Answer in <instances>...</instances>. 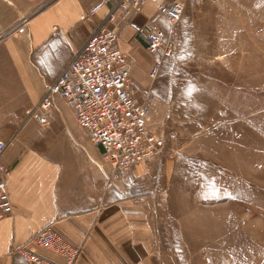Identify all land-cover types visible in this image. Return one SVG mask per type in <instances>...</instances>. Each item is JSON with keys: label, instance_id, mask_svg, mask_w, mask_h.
<instances>
[{"label": "rangeland", "instance_id": "374dc122", "mask_svg": "<svg viewBox=\"0 0 264 264\" xmlns=\"http://www.w3.org/2000/svg\"><path fill=\"white\" fill-rule=\"evenodd\" d=\"M160 18L175 52L152 84V123L168 150L126 193L157 195L168 264H264V0H187L174 26Z\"/></svg>", "mask_w": 264, "mask_h": 264}, {"label": "crops", "instance_id": "0c3cea01", "mask_svg": "<svg viewBox=\"0 0 264 264\" xmlns=\"http://www.w3.org/2000/svg\"><path fill=\"white\" fill-rule=\"evenodd\" d=\"M108 10L107 0H0V139L14 136L2 159L10 170L14 213L0 220V264H11L10 253L22 246L63 262L32 241L50 224L69 243L83 247L76 264H168L162 223L155 218L157 195L106 189L103 149L91 142L69 105L57 103L50 127L21 124L25 110L42 99ZM92 12V20L81 19ZM158 17L149 4L117 21L120 48L137 63L146 62L145 71L136 64L133 77L142 71L148 78L152 59L145 55L147 43L139 29ZM22 19L28 21L27 33L20 34L15 30ZM69 119L82 129V137ZM53 133L60 135V144L49 139Z\"/></svg>", "mask_w": 264, "mask_h": 264}, {"label": "built area", "instance_id": "2783aa9c", "mask_svg": "<svg viewBox=\"0 0 264 264\" xmlns=\"http://www.w3.org/2000/svg\"><path fill=\"white\" fill-rule=\"evenodd\" d=\"M107 4L109 10L105 17L61 68L56 79L47 85L42 99L25 110L21 124L34 121L42 127H50L57 103L65 102L91 142L103 149L102 161L108 167L104 171L106 189L120 192L139 165L167 154L166 133L155 129L152 123L158 100L152 84L165 61L173 56L175 41L158 22L139 29L152 65L148 74L150 85L138 86L133 77L137 59L118 45L117 21L152 4L158 14L174 26L182 19L187 0H107ZM94 14L84 13L81 19L92 20ZM27 23V19H22L15 31L27 33ZM13 141L14 136L0 139V220L14 213L7 183L10 170L2 162ZM32 241L57 254L63 262L45 258L22 246L10 253L11 264H76L83 248L69 243L52 224L37 232Z\"/></svg>", "mask_w": 264, "mask_h": 264}]
</instances>
